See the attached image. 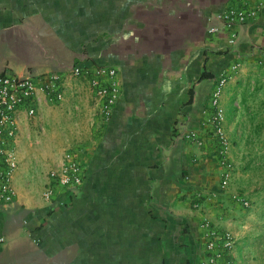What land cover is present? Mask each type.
<instances>
[{"label": "crops", "instance_id": "obj_1", "mask_svg": "<svg viewBox=\"0 0 264 264\" xmlns=\"http://www.w3.org/2000/svg\"><path fill=\"white\" fill-rule=\"evenodd\" d=\"M256 2L0 0V73L63 75L60 102L19 113L0 264H194L203 220L233 231L240 264H264V16L237 26L235 45L228 30L209 35L220 10ZM86 59L116 68L122 95L108 123L88 76L71 73ZM236 61L221 94L233 163L222 189L212 139L199 149L176 129L205 133L215 78L202 75ZM67 152L87 177L71 199L57 187L59 206L43 192Z\"/></svg>", "mask_w": 264, "mask_h": 264}, {"label": "built area", "instance_id": "obj_2", "mask_svg": "<svg viewBox=\"0 0 264 264\" xmlns=\"http://www.w3.org/2000/svg\"><path fill=\"white\" fill-rule=\"evenodd\" d=\"M223 20L220 27H210L209 35H216L222 30L232 32L229 43L235 45V29L241 24L258 20L264 16V1L258 0L252 6H230L220 10L217 15ZM241 63L233 62L217 75H214L215 86L210 94L209 116L205 121L206 131L197 126L182 124L176 129L178 137L186 140L199 149L204 148L208 137L215 143V155L221 166V187L229 186L232 178L233 163L227 157L231 141L222 126L225 110L221 104V94L233 75L239 71ZM74 75H86L96 95L103 99L105 122L114 115L115 107L121 99V87L116 80V68L106 64H96L90 59L76 62L71 67ZM63 99V75L56 71L20 76L11 70L0 73V207L12 203L17 190L13 179L18 168L16 139L18 136L19 113L25 111L34 116L45 102L58 103ZM86 168L80 164L72 152H67L61 167L49 172L43 196L59 206L67 200L53 199L57 187L72 198L76 196L86 182ZM232 201L240 208L251 206L249 198L241 193H234ZM199 249L201 255L194 264H240L234 256L236 237L233 231L221 222L203 220L198 224Z\"/></svg>", "mask_w": 264, "mask_h": 264}, {"label": "trees", "instance_id": "obj_3", "mask_svg": "<svg viewBox=\"0 0 264 264\" xmlns=\"http://www.w3.org/2000/svg\"><path fill=\"white\" fill-rule=\"evenodd\" d=\"M203 77H214V74H212V73H204L203 75H202V78Z\"/></svg>", "mask_w": 264, "mask_h": 264}]
</instances>
